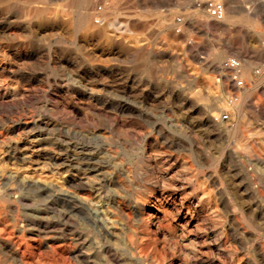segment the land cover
Here are the masks:
<instances>
[{
    "label": "clouds",
    "instance_id": "obj_1",
    "mask_svg": "<svg viewBox=\"0 0 264 264\" xmlns=\"http://www.w3.org/2000/svg\"><path fill=\"white\" fill-rule=\"evenodd\" d=\"M0 264H264V0H0Z\"/></svg>",
    "mask_w": 264,
    "mask_h": 264
}]
</instances>
